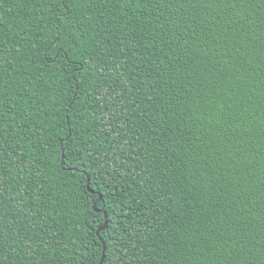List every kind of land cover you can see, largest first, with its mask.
Masks as SVG:
<instances>
[{"label": "trees", "instance_id": "trees-1", "mask_svg": "<svg viewBox=\"0 0 264 264\" xmlns=\"http://www.w3.org/2000/svg\"><path fill=\"white\" fill-rule=\"evenodd\" d=\"M103 244L264 264V0H0V264Z\"/></svg>", "mask_w": 264, "mask_h": 264}, {"label": "water", "instance_id": "water-1", "mask_svg": "<svg viewBox=\"0 0 264 264\" xmlns=\"http://www.w3.org/2000/svg\"><path fill=\"white\" fill-rule=\"evenodd\" d=\"M105 218H106L105 224H104V226H103L100 230L105 229L106 226H107L108 221H107V216H106V214H105ZM98 232H99V231H98ZM104 257H105V244H103V254H102V257H101V260H100L99 264H103Z\"/></svg>", "mask_w": 264, "mask_h": 264}]
</instances>
